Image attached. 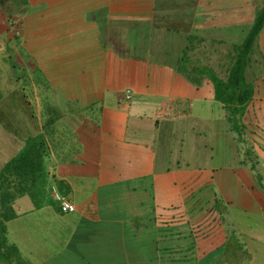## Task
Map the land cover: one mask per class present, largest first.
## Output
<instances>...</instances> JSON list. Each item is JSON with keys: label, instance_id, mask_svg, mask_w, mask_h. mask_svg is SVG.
Segmentation results:
<instances>
[{"label": "crops", "instance_id": "1", "mask_svg": "<svg viewBox=\"0 0 264 264\" xmlns=\"http://www.w3.org/2000/svg\"><path fill=\"white\" fill-rule=\"evenodd\" d=\"M261 8L0 0V169L41 135L50 177L46 203L15 197L4 225L60 220L53 233H67L42 260L3 264H158L167 244L180 264H264V24L246 53L251 98L231 113L210 79H227Z\"/></svg>", "mask_w": 264, "mask_h": 264}, {"label": "trees", "instance_id": "2", "mask_svg": "<svg viewBox=\"0 0 264 264\" xmlns=\"http://www.w3.org/2000/svg\"><path fill=\"white\" fill-rule=\"evenodd\" d=\"M262 24H264V8L257 12L248 36L239 46L227 79L222 80L215 75L210 77L216 99L221 101L231 113L235 107L251 98V90L245 86L244 69L248 61L246 53L251 48ZM47 160L48 146L41 135H36L27 138L18 154L0 169V239L1 233L5 231L4 222L13 217L10 204L15 197L26 194L34 203L36 198L40 199L37 200L38 203H46L50 184ZM139 219H141L140 223H153V217L145 216ZM175 235L177 234H170L168 231L160 232V236L166 240H173ZM156 251L160 256L158 264H180L179 259L173 257L175 253H179V250L172 248L170 244L159 245ZM11 257L19 259L15 246L7 244L3 247L0 243V264Z\"/></svg>", "mask_w": 264, "mask_h": 264}, {"label": "rangeland", "instance_id": "3", "mask_svg": "<svg viewBox=\"0 0 264 264\" xmlns=\"http://www.w3.org/2000/svg\"><path fill=\"white\" fill-rule=\"evenodd\" d=\"M222 52H224V50H222L221 53ZM221 61H223V64H226L227 57L224 56L223 58H221ZM222 68H225V66L223 65ZM14 74L17 77H19L22 85L24 86L29 84L31 81V78H28L26 74L22 72L19 68L15 69ZM219 75L221 77H225L226 72H221ZM38 76H39L38 74L35 75L34 80H36ZM2 106H3L2 108H4L3 103ZM1 110L2 109H0V111ZM0 122L3 123L1 119ZM219 150L220 153L222 154L223 151H226V148H219ZM208 152L209 149L207 150V154L205 153V155H208ZM211 154L213 158L209 159L208 163L209 161L212 163L216 158L215 154H213L212 152ZM198 163L199 161L197 159L196 160L194 159L193 161H189V164L192 166H196L198 165ZM55 226L61 228L62 221L59 220L57 222V220H54L53 222H51L50 220V222H47V220L45 219L35 220L34 217L12 221L5 226V231L1 233L2 238L0 239V243L3 247L7 246V244L11 245L13 244V242L16 243L20 249V254H21L19 255L18 252V257H21L26 261L28 259H33L34 261L37 262L39 260L44 259V255L46 257L47 253L52 251L51 243L55 241H62L65 239V236L67 235L66 230L64 229L63 231H60L57 234L53 233V231L55 230L54 229ZM11 260H14L13 257H11Z\"/></svg>", "mask_w": 264, "mask_h": 264}, {"label": "built area", "instance_id": "4", "mask_svg": "<svg viewBox=\"0 0 264 264\" xmlns=\"http://www.w3.org/2000/svg\"><path fill=\"white\" fill-rule=\"evenodd\" d=\"M127 93H129V91H127ZM52 194L58 204L60 212L71 213L76 210L75 204L68 200L66 197L62 196L56 189H52Z\"/></svg>", "mask_w": 264, "mask_h": 264}]
</instances>
